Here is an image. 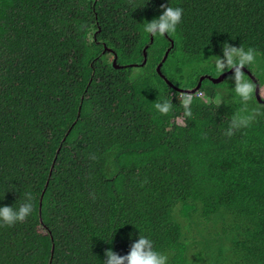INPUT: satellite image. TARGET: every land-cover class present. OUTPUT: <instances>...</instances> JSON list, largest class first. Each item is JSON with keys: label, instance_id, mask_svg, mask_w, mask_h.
<instances>
[{"label": "trees", "instance_id": "16d2710c", "mask_svg": "<svg viewBox=\"0 0 264 264\" xmlns=\"http://www.w3.org/2000/svg\"><path fill=\"white\" fill-rule=\"evenodd\" d=\"M167 3L0 0V206L33 203L0 226V264H103L139 230L170 264H264V0H171L176 33L146 35ZM226 42L257 50L244 71L262 98L231 137L246 114L233 72H197ZM164 97L168 115L154 108Z\"/></svg>", "mask_w": 264, "mask_h": 264}, {"label": "clouds", "instance_id": "9594fccd", "mask_svg": "<svg viewBox=\"0 0 264 264\" xmlns=\"http://www.w3.org/2000/svg\"><path fill=\"white\" fill-rule=\"evenodd\" d=\"M183 15L184 9L180 6H173L171 0H168L167 4L161 5L159 16L154 17L150 21L145 20L142 23L143 32L146 35L160 38H163L165 35L172 36L182 23ZM257 56V50L251 46L245 47L243 44L236 46L226 42L222 46L221 54L212 55L210 60H205L197 69V72L211 71L217 76L224 74L226 71L234 70L229 77V81L234 82V86L232 85L230 92L243 105L246 114L240 115L237 113L233 117L225 132V135L228 137L233 136L235 131H238L241 127L248 126L259 112L258 108L248 111L249 102H254L255 100L256 85L244 71V68L251 67L254 64ZM202 96L203 93L197 94V97ZM177 99L179 107L183 109V117L191 118L193 115L191 106L196 98L190 94H186ZM215 103L217 105L221 104V97L219 95L215 97ZM176 107L171 97L161 98L154 104L155 110L161 115H168L174 112ZM177 119H180V117ZM3 198L0 197V199ZM21 198L23 199V203H20L19 206H16V203L0 206V226H12L18 222H24L32 214L33 203L31 193L25 192ZM102 260L103 264H170V254L156 247L155 241L150 234H144L139 230L138 239L133 240L127 254L120 255L109 248L106 250Z\"/></svg>", "mask_w": 264, "mask_h": 264}, {"label": "water", "instance_id": "95a60500", "mask_svg": "<svg viewBox=\"0 0 264 264\" xmlns=\"http://www.w3.org/2000/svg\"><path fill=\"white\" fill-rule=\"evenodd\" d=\"M106 50H110V51H112V50L109 49V48H107ZM169 51H170V48L167 49V51H166V53H165V55H164L163 61H164V60L166 59V57L168 56ZM145 55H146V54H145ZM116 62H117V58H116V55H115V57L113 58V64H114L116 67H119V66L116 64ZM161 64H162V63H160V64L157 66V70H158V71H160ZM244 70L247 71L246 68H244ZM232 72H234V70L226 71L224 74H222V75H220V76H218V77H214V78L210 77V78H211L213 81H215V82H220V81L223 80L224 76H226L227 74H230V73H232ZM205 77H206V76H202V77L200 78L198 84H197L194 88L185 89V88H179V87H177V89H178L179 91H181V92H185V93H195V92L200 88L201 83H202V80H203ZM166 81H167L169 84H172V82H171L170 79H166ZM172 85H173V84H172ZM259 90H260V88L257 87V89H256L257 97H258L259 100H262L261 95H260V93H259ZM58 152H59V149H58ZM55 160H56V157H55ZM55 160H54V161H55ZM41 202H42V199H41ZM40 210H41V206H40ZM40 212H41V211H40Z\"/></svg>", "mask_w": 264, "mask_h": 264}, {"label": "rangeland", "instance_id": "374dc122", "mask_svg": "<svg viewBox=\"0 0 264 264\" xmlns=\"http://www.w3.org/2000/svg\"><path fill=\"white\" fill-rule=\"evenodd\" d=\"M110 58H112V56L110 55ZM261 90V89H260ZM262 95L264 96V89L262 88V91H261ZM210 262H208L207 260L205 259H198V262L197 264H209Z\"/></svg>", "mask_w": 264, "mask_h": 264}]
</instances>
